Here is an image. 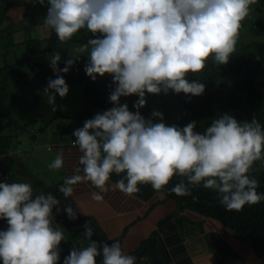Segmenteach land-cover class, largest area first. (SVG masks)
<instances>
[{"label": "trees", "instance_id": "trees-1", "mask_svg": "<svg viewBox=\"0 0 264 264\" xmlns=\"http://www.w3.org/2000/svg\"><path fill=\"white\" fill-rule=\"evenodd\" d=\"M50 1L58 2L60 9L55 12L66 16L57 32L45 38L36 37L26 41L29 56L18 61H24L30 75L22 81V85L32 86L31 77L38 76L45 67L46 63L37 58L43 51L54 52L77 38L101 46L117 41L122 49L131 51L135 31L140 26L163 22L161 18L157 20L149 15L163 8L158 0H138L141 2L140 10L144 11V21L138 19L140 15L132 9L123 11L117 9L116 5L110 6V2L119 4L121 0ZM123 1L133 4V0ZM69 5L75 6L76 13L68 12ZM13 6L24 8L23 19L27 27L40 25L44 20L46 22L47 14L53 13L45 10L41 0H0V15L6 16L8 9ZM230 8L232 12L225 16L216 30L192 36V43L183 44L173 53L170 61L188 66L180 75L163 79L165 67L174 69L177 66L162 62L165 66L156 63L148 67L150 72L146 74L149 77L146 83L135 78L128 79L117 70L114 73L118 75L114 78L109 76L111 81L104 78L94 81V71L103 75L112 68L107 61L108 52L99 50L94 58L77 61L76 76L70 79L56 72L47 82L46 88L60 89L69 82L86 83L81 108L76 113L66 115V127L62 133L72 135L74 143L89 145L98 176L106 175L142 198L162 193L176 203L178 210L187 208L215 218L232 230L237 239L250 245L256 256L261 257L264 255V0H234ZM72 16L85 17L87 21L80 22L87 31L74 25L75 18ZM186 26L188 31L184 32V37L187 34L190 37L188 22ZM175 35L180 34L174 31L172 37ZM238 37L239 42L236 43ZM148 46V43H143V51ZM193 47L198 51V59L190 61L186 55ZM177 53H183V59H175ZM218 56L222 60H218ZM153 69L156 70L155 79L152 78ZM9 72L14 75L10 67H0V132L5 127L15 126L14 121L9 119L6 102L10 100L15 103L20 95L19 91L12 89L16 82L10 79ZM150 96H157L158 105L141 102L147 101L146 97ZM154 113L164 115L159 116L162 123H165L164 117L168 118V126L158 130L157 135L190 144L191 156L196 158L195 167L181 169L149 162L128 164L106 157L111 153L109 150L105 153V136L97 134L95 130L100 119L105 122L104 117L108 118L102 124L105 130L118 127V123L113 125V119H117L121 125L127 124V133L133 134L138 133L144 122L152 120ZM8 140L10 136L0 137V154L6 150V146L9 147ZM149 148L150 145H147L146 149ZM227 156L230 157L229 167L226 163L216 169L204 166L203 160H221ZM68 183L72 182L66 179L38 194L39 200L45 201L46 208L52 214V218H41L39 237L32 239L30 231L23 235L6 232V238H23L21 248L28 251L25 264H85L78 256L79 251L61 247L58 248L61 258H58L59 255L43 247L39 240L42 235L52 231L51 226H54L53 230L59 231L56 227L58 222H63L69 229H76L82 224L84 218L71 202ZM8 187H0V226L15 215L8 206L14 201L15 194ZM22 231L20 228V233ZM3 233L0 231L4 237ZM86 242L85 239L79 241L76 248L79 249ZM139 246L137 251L120 259L125 258L126 264H138L139 258L148 254L152 264H166L164 246L160 245L156 234ZM16 262H20V257Z\"/></svg>", "mask_w": 264, "mask_h": 264}, {"label": "rangeland", "instance_id": "rangeland-1", "mask_svg": "<svg viewBox=\"0 0 264 264\" xmlns=\"http://www.w3.org/2000/svg\"><path fill=\"white\" fill-rule=\"evenodd\" d=\"M49 1L41 0L45 7ZM158 1H161L163 8L161 9L160 7L149 15L151 18L153 17L157 20L161 18L163 22L145 27L140 26L135 31L136 33L134 32V46L131 51L122 49L116 40V43L113 42L111 45L101 46L100 44H91L84 39L77 38L69 43H65L62 48L54 52L43 51L37 55L38 60L46 63V65L38 76L31 77L32 86L28 84L22 85L24 79L13 85L12 89L19 91L20 95H18L15 103L7 100L6 109L9 119L14 121L15 126L12 128L5 127L0 132V137L10 136V140H8L9 147L6 146L7 151L4 150L6 151L4 152L6 155L2 154L0 157L1 164L8 166L12 178L16 183H19L24 193L37 194L38 192L35 189L41 191V188L55 187L54 184H59L60 181L65 179L64 162L51 146L55 140V136L50 132L45 133L43 121H52L49 128L53 129L55 134L61 133L66 127V123L58 125L50 117H53L56 111H58L60 117L68 113H76L81 108L83 90L86 83L69 82L60 89L46 88L47 82L56 72H60L65 78L71 79L77 75V61L90 60L95 57L99 50H105L108 52L107 61L112 65V68L110 72L103 74L105 77L98 71H94V81L100 78L111 81L112 78L109 76L114 78L120 73V75H125L128 79L135 78L137 81L146 83L149 79L146 74L150 72L148 67H153L156 63L159 66H165V64L177 66L174 69H172L173 67H165L163 79L172 78L176 74L180 75L188 66L181 62L170 61L173 53L178 47H182L183 44L188 45L192 43L194 41L192 36H198L205 31L216 30L220 26L221 21H224L225 16L232 12L230 4L234 0ZM132 3L121 0L117 4L113 1L110 2V6L116 5L117 9L119 8L123 11L132 9L140 15L138 19L144 21V11L140 10L141 2L133 0ZM74 7L69 5L68 12L76 13L77 10ZM63 10L65 9L63 8ZM65 16L64 13L53 12L47 14V23L37 25L36 27L12 26L4 35L2 57L4 56L6 61H8V65H12L11 68H13L15 61L24 60L25 57L29 56L26 41L36 37L45 38L41 34L43 29L47 30L49 28V34L57 32ZM59 18H61V21ZM73 18H75L74 25L77 24L80 27H83L80 20L87 21L82 16ZM175 21L177 23L173 24ZM187 22L190 25V37L188 34L184 37V32L188 31ZM182 25H184L183 28H181ZM177 27L181 29L178 30L176 29ZM83 28L84 32L87 31L86 27ZM174 31H177L180 35L172 37ZM123 35L125 34L123 33ZM238 40L239 37L236 43L239 42ZM143 43H148L149 45L145 51H143ZM197 52L195 47H193L190 53L186 55V59L190 61L197 60ZM182 54L178 55L177 53L178 57L175 59H183ZM116 61L117 64L115 65ZM162 62L166 63L163 64ZM115 70H117V74L114 73ZM155 73L156 70L153 69V79H155ZM150 98L146 97L147 101L143 100L141 102H148L147 105H158L157 96H150ZM137 100L141 99H135V101ZM160 115L164 116L162 113H154L153 119L144 122L138 129V133L133 134L127 133L129 131L127 124L121 125L120 120L113 119V125L116 126V123H118V127L104 131V136L111 138L108 139L109 143L105 142V145H112L110 149L117 150L119 148L124 152L121 159L128 164L149 162L154 165L178 167L181 169L195 167L196 158L191 156L192 146L190 144L173 138L163 139L157 135L158 130L168 126V118L164 117L163 121L165 123H162V120L159 118ZM104 119L106 118L104 117ZM102 121L103 119H100L95 126L97 133ZM65 138H69V136L66 135ZM147 145H150L149 149H146ZM228 158L230 157H222L221 160L208 159L203 160V162L207 169H216L219 166L225 165V163L229 167L230 161ZM12 223L9 222L8 224ZM8 224L4 221L1 226ZM58 226H61V229L66 233L71 231V234H75L73 236L76 237H80V232H83L80 226L77 227L78 229H66L63 222H58ZM62 230L60 234L55 236L58 239H54L52 245L56 243L62 248L65 247L66 243L62 239L64 236ZM8 233L12 235V231H8ZM3 235L4 237L0 235V264H25L28 255L23 251L20 254V262H16V255L19 253L17 246L22 244L23 238H16L15 240L11 237L6 238V231ZM76 237H72L71 239L74 243ZM39 240L41 243L44 242V240ZM45 247L50 248L49 245ZM74 248H76V243Z\"/></svg>", "mask_w": 264, "mask_h": 264}, {"label": "crops", "instance_id": "crops-1", "mask_svg": "<svg viewBox=\"0 0 264 264\" xmlns=\"http://www.w3.org/2000/svg\"><path fill=\"white\" fill-rule=\"evenodd\" d=\"M46 5L43 7L47 11L55 12L60 9L56 1H49ZM23 11L22 6H13L8 9L6 16L0 15V67H10L14 75L9 72V77L16 83L20 78L29 77L30 71L26 70L24 61L18 60L11 68L12 65H8L1 52L4 50L2 49L4 35L9 28L14 25L28 26L23 19ZM44 23L47 21L44 20ZM222 23L223 21L220 25ZM37 25L39 24L33 27ZM48 30L49 28L43 29L41 34L45 37L49 36ZM65 115L60 117L57 113L55 117L50 118L56 124L64 125L67 121ZM105 118L108 120L107 117ZM105 122H101L97 134L106 131L102 125ZM43 125L45 133L50 132L55 136L51 146L64 162V180L68 179L72 182L67 185L71 202L77 213L84 218L80 225L83 230L80 232V237L73 236L75 234L72 235L71 231L66 233L57 223L56 227L59 231L53 230L54 226H51L54 233L48 234L52 232L50 230L47 235L39 238L44 240L42 242L44 247L49 245V249L59 255L58 258H61L58 251L61 246L52 243L54 239H58L55 236L62 230L64 233L62 239L67 245L65 247L79 251L78 256L85 261V264H126V259L120 258L137 251L143 241L155 234L160 245L164 246L166 264H264V255L256 256L250 245L237 239L232 230L219 220L187 208L178 210L176 203L165 194L155 193L145 199L125 189L106 175L98 176L92 163V149L88 144L74 143L70 134H67L69 138H65L66 134L62 132L55 134L54 130L49 128L48 121H43ZM104 139L109 143L108 139L111 138L104 137ZM105 147L107 148L105 153L108 150L111 153L106 156L107 158L122 161L124 152L119 148L110 149L112 145ZM4 152L2 154L6 155ZM2 166L11 176L8 189L15 194V199L11 204L8 203V206L15 215L6 220L7 224L13 223L0 226V231L7 233L12 231V235H16L20 234L22 228L24 230L22 234L30 231L34 239L39 236L42 229L39 223L41 218H52L51 210L47 209L45 201L39 200L38 197L45 189L41 188V191L35 189L38 193L33 195L24 193L19 183L12 178L8 166ZM20 203L23 204L18 208ZM65 228L69 227L65 226ZM89 228L92 232L87 231ZM71 236L76 237L74 239L76 246L83 239L87 242L79 249L74 248L75 243L71 240ZM17 247L20 249V244ZM25 253L28 255L27 252ZM138 264H152V259L148 254H143Z\"/></svg>", "mask_w": 264, "mask_h": 264}, {"label": "built area", "instance_id": "built-area-1", "mask_svg": "<svg viewBox=\"0 0 264 264\" xmlns=\"http://www.w3.org/2000/svg\"><path fill=\"white\" fill-rule=\"evenodd\" d=\"M218 59H222V57H218ZM10 181H11V177H10L9 173L0 164V187L2 185L9 184Z\"/></svg>", "mask_w": 264, "mask_h": 264}, {"label": "clouds", "instance_id": "clouds-1", "mask_svg": "<svg viewBox=\"0 0 264 264\" xmlns=\"http://www.w3.org/2000/svg\"><path fill=\"white\" fill-rule=\"evenodd\" d=\"M218 57H221V56H218ZM218 59V58H217ZM218 60H222V59H218ZM191 155H193L192 153H191ZM11 177V176H10ZM6 185H9V184H6ZM42 221V220H41ZM41 228H42V226H41ZM39 237V236H38ZM36 238V237H35ZM13 240H15V239H13ZM44 247V246H43ZM70 249V248H69ZM22 251H23V249L21 248V245H20V249H19V253H17V255H16V258L18 259L19 257H20V254L22 253ZM25 252H28L27 250H25ZM38 264H41V263H38ZM44 264V263H43Z\"/></svg>", "mask_w": 264, "mask_h": 264}, {"label": "water", "instance_id": "water-1", "mask_svg": "<svg viewBox=\"0 0 264 264\" xmlns=\"http://www.w3.org/2000/svg\"><path fill=\"white\" fill-rule=\"evenodd\" d=\"M39 223H40V225L42 226V221H41V220L39 221ZM41 226H40V228H41Z\"/></svg>", "mask_w": 264, "mask_h": 264}]
</instances>
